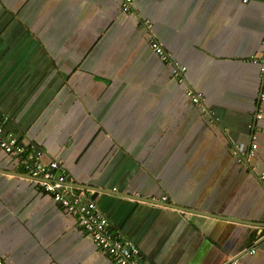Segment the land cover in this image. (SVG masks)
<instances>
[{
  "label": "crops",
  "instance_id": "1",
  "mask_svg": "<svg viewBox=\"0 0 264 264\" xmlns=\"http://www.w3.org/2000/svg\"><path fill=\"white\" fill-rule=\"evenodd\" d=\"M134 3L0 0L5 133L58 161L151 264H264V0ZM0 258L116 264L1 147Z\"/></svg>",
  "mask_w": 264,
  "mask_h": 264
},
{
  "label": "built area",
  "instance_id": "2",
  "mask_svg": "<svg viewBox=\"0 0 264 264\" xmlns=\"http://www.w3.org/2000/svg\"><path fill=\"white\" fill-rule=\"evenodd\" d=\"M242 1L244 4H248L251 0ZM121 5L123 12L127 15H133L138 11L135 9L134 0H121ZM145 22L149 25L151 19H146ZM151 44L154 51L163 61L174 64L173 75L179 76L182 72L186 71V67H180L177 62L173 61L156 40L152 39ZM258 62L260 64V73L264 76V50ZM186 94L203 112L207 110L202 93L188 89L186 90ZM261 100H264V93H262ZM261 117L262 115L259 116V118ZM7 120L8 118L0 109V147L6 154L19 159L21 165L28 171L34 183L51 192L56 201L68 208L72 215L78 218L83 228L92 235L95 241L113 258L116 264H151L147 258L143 257L140 249L129 243L122 233L114 230L108 219L98 210L96 198L86 201L81 196H71L72 186L68 182V174L58 161H51L46 165L43 164L40 160L41 151L33 152L13 133H5L4 122ZM260 130L261 128H258V131ZM256 140L257 138L254 136L251 149L248 151V159L255 156V151L258 148ZM262 181L264 182V174L262 175ZM0 264H7V262L0 258Z\"/></svg>",
  "mask_w": 264,
  "mask_h": 264
},
{
  "label": "water",
  "instance_id": "3",
  "mask_svg": "<svg viewBox=\"0 0 264 264\" xmlns=\"http://www.w3.org/2000/svg\"><path fill=\"white\" fill-rule=\"evenodd\" d=\"M176 209H178L179 211H188V209L185 208V207H184V208H180V207H179V208H176Z\"/></svg>",
  "mask_w": 264,
  "mask_h": 264
},
{
  "label": "rangeland",
  "instance_id": "4",
  "mask_svg": "<svg viewBox=\"0 0 264 264\" xmlns=\"http://www.w3.org/2000/svg\"><path fill=\"white\" fill-rule=\"evenodd\" d=\"M13 1V0H12ZM123 11V10H122ZM124 13V12H123ZM124 14H126V13H124ZM127 15V14H126Z\"/></svg>",
  "mask_w": 264,
  "mask_h": 264
},
{
  "label": "clouds",
  "instance_id": "5",
  "mask_svg": "<svg viewBox=\"0 0 264 264\" xmlns=\"http://www.w3.org/2000/svg\"><path fill=\"white\" fill-rule=\"evenodd\" d=\"M195 105V104H194ZM205 105H206V103H205ZM198 108H199V106H198Z\"/></svg>",
  "mask_w": 264,
  "mask_h": 264
}]
</instances>
